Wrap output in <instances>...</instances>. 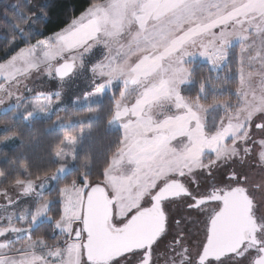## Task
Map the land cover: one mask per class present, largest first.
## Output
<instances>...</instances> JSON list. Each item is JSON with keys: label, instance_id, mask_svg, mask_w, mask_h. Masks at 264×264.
I'll use <instances>...</instances> for the list:
<instances>
[{"label": "rangeland", "instance_id": "1", "mask_svg": "<svg viewBox=\"0 0 264 264\" xmlns=\"http://www.w3.org/2000/svg\"><path fill=\"white\" fill-rule=\"evenodd\" d=\"M45 1L32 0L33 9ZM232 48L239 112L236 104L218 103V91L211 88L215 105L210 110L220 119L203 122L196 100L186 95L192 70L207 64L219 72ZM64 62H74L76 70L58 80L55 68ZM116 87L121 92L111 127L121 132L122 143L100 184L116 200L115 225L147 207L165 183L182 176L187 186H204L208 171L216 186L229 184V175L242 179L264 220V0H105L93 5L60 32L0 64V115L15 110L25 119H50L58 114L55 126L69 125V109L98 103ZM66 142L52 177L0 188V264H88L84 235L78 241L73 236L82 226L92 185L83 179L49 196L52 182L74 168L78 139ZM192 192L204 193L201 187ZM56 202L61 210L54 223L57 236L36 238L33 231L52 221L49 212ZM186 207V199L164 204L168 229L152 250L154 263L175 238L183 246L182 258L196 256L201 211ZM138 258L130 255L112 264H135Z\"/></svg>", "mask_w": 264, "mask_h": 264}, {"label": "trees", "instance_id": "2", "mask_svg": "<svg viewBox=\"0 0 264 264\" xmlns=\"http://www.w3.org/2000/svg\"><path fill=\"white\" fill-rule=\"evenodd\" d=\"M104 1L46 0L42 8L34 10L32 0H0V64L6 63L20 50L34 47L60 32L88 8ZM235 50L232 48L227 52V62L219 72L207 64H198L192 70V91L186 95L196 100L195 109L203 112V122L208 118L213 119L212 122H215L214 118L217 122L220 119L210 110L215 105L211 88L218 91L215 94L218 103L236 104L234 110L239 112L240 106L235 100L239 89L233 58ZM120 92L116 87L98 103L69 109V125L64 121L62 126H55L58 114L50 119L37 116L25 119L15 110L1 114L0 188L4 190L20 181L39 182L52 177L59 168L56 155L67 148V138L78 139L74 168L52 182L49 196L57 195L62 188L78 186L83 179L92 186L101 184L122 143L121 132L111 127ZM49 215L52 221L33 231L36 238L57 236L54 223L61 216L59 202L52 206Z\"/></svg>", "mask_w": 264, "mask_h": 264}, {"label": "water", "instance_id": "3", "mask_svg": "<svg viewBox=\"0 0 264 264\" xmlns=\"http://www.w3.org/2000/svg\"><path fill=\"white\" fill-rule=\"evenodd\" d=\"M75 70L74 62H64L55 68V77L65 80ZM182 193L178 183L166 184L153 197L151 208L135 214L126 225L113 228L111 221L114 201L108 198L106 190L100 184L93 185L86 193L82 226L76 229L73 240H81L82 234L84 235L82 246L88 264L93 261L107 263L111 257L120 258L133 249L149 250L164 230L161 202L179 197ZM221 201L222 208L210 224L208 238L201 253L202 263L237 253L245 236L254 238L258 231L251 217L252 203L245 189L235 188L227 192ZM147 263L148 256L143 264ZM253 264H264V249H261V256Z\"/></svg>", "mask_w": 264, "mask_h": 264}, {"label": "flooded vegetation", "instance_id": "4", "mask_svg": "<svg viewBox=\"0 0 264 264\" xmlns=\"http://www.w3.org/2000/svg\"><path fill=\"white\" fill-rule=\"evenodd\" d=\"M206 179H207V181L204 184V186H202L201 184H198V186H194L195 184H193V183H190V186H187L184 184V182H182V176H180V178H178L177 180H173V181H169V182L165 183L163 186H161L155 192V194L152 195V197L150 198V203L147 207H143V208L139 209L137 212L132 214V216L127 218L125 220V222H123L122 225H119V226L114 224V209L116 206V200L113 197H110L109 194L107 193L108 198L112 199L114 201L113 205H112L113 216H112L111 224H112L113 228H119V227L126 225L130 221V219L135 214H137L138 212L151 208L153 205V201H152L153 197L166 184H168L170 182L178 183L180 185L182 191H183V193L179 197L172 198V199H166V200L161 202V209H162V213H163L164 219H165L164 230H163L162 234L156 239V241L154 242V244L151 246V248L149 250H147L146 248L133 249V250L129 251L128 253H126L125 255H122L120 258L114 259L111 257L107 263H104V262L101 263V262L93 261L90 264H112L113 262L120 260L123 257L130 256V255H138L139 256V258L135 264L145 263L146 256H148V263L147 264H220L224 261H241V260L247 258L248 256L250 257V260H249L250 263L249 264H253L254 261L261 256V249H264V220L258 218V215H257L258 208H257L255 200H253L250 196V191H249L248 187L245 185V182L242 179L238 180L235 175L234 176L229 175L228 178H226L227 181L230 182L229 184L220 185V186L215 185L216 180L214 179V176L211 174V171L207 172V178ZM198 187H201L203 189L204 193L202 195H197V194H194L192 192V189H195V188L197 189ZM235 188H242V189L246 190L247 197L251 200V203H252L251 217L254 219L255 225L257 226L258 231L255 233L254 238H252L249 235L245 236V241L242 244L241 249L237 253L225 256L219 260H208V261L202 263L200 261V257H201V253L203 251V248H204L205 243H206L207 238H208L210 224L213 221V219L215 218L216 214L222 208L221 199L223 198V196L227 192H229ZM178 190H179V188H178ZM181 199L187 200V207H186L187 211H189V212L201 211L200 213L197 214V216H200L202 218L203 223L200 224L198 222L199 225L197 228L199 229L200 228L199 226H201V231H199V232H201L202 234L199 236V239L197 241V242H199V244H198L199 248H198V251L196 253V256L194 258L192 256L182 258L184 256H181L180 253L182 252L183 246H181V241L179 240V238H175L174 242L167 243L164 245L165 249H167L169 251L168 253L165 254V257L156 259V261L154 263L152 250H153L154 246L157 244V242L160 241L166 235V232L168 229V217H167L168 214L165 213L164 204L168 203L169 201H173V200L175 201V200H181ZM199 232H197V233H199ZM178 253H179V255H177ZM180 261H182V262H180Z\"/></svg>", "mask_w": 264, "mask_h": 264}]
</instances>
